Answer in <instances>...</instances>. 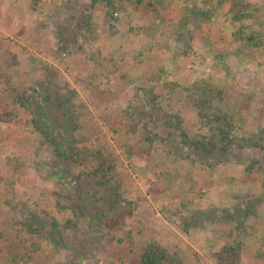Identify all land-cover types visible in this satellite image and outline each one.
<instances>
[{
  "label": "rangeland",
  "instance_id": "rangeland-1",
  "mask_svg": "<svg viewBox=\"0 0 264 264\" xmlns=\"http://www.w3.org/2000/svg\"><path fill=\"white\" fill-rule=\"evenodd\" d=\"M193 1L0 0V264L9 252L30 256L27 264H140L150 244L180 264H264V153L245 147L235 159H200L179 136L209 134L189 94L199 84L221 91L210 104L229 120L231 138L264 134V1L246 0L260 10L243 21L254 46L231 37L230 0L208 20ZM48 81L74 95L68 120L79 146L115 160L131 210L121 225L88 217L60 231L71 216L47 176L51 147L19 103ZM166 111L180 122L174 136L153 118ZM160 139L184 151L169 154ZM239 208L244 221L232 217ZM30 213L47 224L53 217L60 233L30 232Z\"/></svg>",
  "mask_w": 264,
  "mask_h": 264
},
{
  "label": "trees",
  "instance_id": "trees-1",
  "mask_svg": "<svg viewBox=\"0 0 264 264\" xmlns=\"http://www.w3.org/2000/svg\"><path fill=\"white\" fill-rule=\"evenodd\" d=\"M224 1L226 0H197L203 5L202 7L196 5V2L193 1L194 11H198L197 14L202 19L208 20L210 18L209 14H213L216 6L221 5ZM230 1L231 7L227 14L230 16L229 25L235 29L231 37L236 41L254 43L256 35L250 34L247 37L251 30L249 27L244 26L243 21L256 18L260 10L246 0ZM260 9L264 10V7H260ZM177 27L181 30L180 26ZM38 89L39 91L34 88L29 92H23L19 96V103L25 106L34 116L32 124L41 137L40 143L51 147V161L45 164L46 168L49 169L46 170L47 176L63 189L64 194L61 197L64 206H62L61 211H68L71 218L62 227L59 222L48 214L44 215L45 218L51 217L49 224L45 222V219H42L43 217L30 213L31 225L29 224V231L32 233L37 231L39 234L45 233L49 239H54L60 233L58 232L59 225L62 227L60 231L76 229L77 224L88 217L93 221L95 220L99 227L107 224L112 229L117 225H121L124 219L131 215V210L124 203L122 194L119 191L121 184L117 179L115 160L101 150L92 151L87 149L86 146H79V142L75 139V134L78 132L77 125L74 123L70 125L71 121L68 120V118H71L70 116L76 113L74 111L73 93L68 92L67 94L64 92L66 88L62 85L61 87L53 86L51 88L49 81L43 82L42 87ZM30 92L33 93L31 97H35L33 101H30L27 96L30 95ZM189 94L194 97L191 99L192 104L196 107L199 117L209 129V134L190 140L183 132L179 133L180 138H183L181 143L185 147L186 153L200 159H212L215 153L221 157L228 155L235 159L236 150H242L245 147L257 150L260 154L264 153V134H257L254 137L245 139L231 138L229 120L216 105L210 104L213 94L221 95L218 87L210 84H199V86H194ZM151 105L153 106V101ZM152 109L157 111L156 108ZM153 118L162 122L163 126L169 130L170 136L181 129L179 119L169 111L163 112L161 117L156 112ZM162 139L159 140L161 145L169 142L166 146L168 150L166 151L169 154L174 153L177 156L178 151H184V149H179L172 141L170 142V139ZM217 159L220 160V158ZM71 165L82 167L84 171L76 175H70L72 173ZM242 213L243 211L239 208L232 214V217L235 216L237 220L244 221L249 217V214L247 212ZM227 217L229 218V214H227ZM208 218L210 219V217ZM85 221L87 222V220ZM36 224L39 225V228L35 227ZM46 224L48 225L47 228H45ZM227 252L233 254L234 250L230 248ZM24 256L22 253L9 252V260L6 264H27L30 256H26V258ZM139 263L180 264L179 260L170 257L166 250L154 244L146 246L139 257Z\"/></svg>",
  "mask_w": 264,
  "mask_h": 264
}]
</instances>
